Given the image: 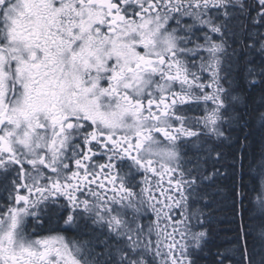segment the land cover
<instances>
[{
    "label": "snow or ice",
    "instance_id": "1",
    "mask_svg": "<svg viewBox=\"0 0 264 264\" xmlns=\"http://www.w3.org/2000/svg\"><path fill=\"white\" fill-rule=\"evenodd\" d=\"M0 264H264V0H0Z\"/></svg>",
    "mask_w": 264,
    "mask_h": 264
}]
</instances>
